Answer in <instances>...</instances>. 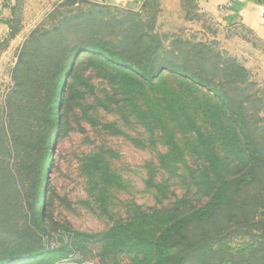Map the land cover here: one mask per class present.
Segmentation results:
<instances>
[{"label": "trees", "instance_id": "1", "mask_svg": "<svg viewBox=\"0 0 264 264\" xmlns=\"http://www.w3.org/2000/svg\"><path fill=\"white\" fill-rule=\"evenodd\" d=\"M95 16L62 17L31 33L20 48L13 85L0 101V264H51L64 235L70 252L79 246L83 252L95 237L49 214L45 175L52 138H63L73 120L121 135L98 111L121 108L123 99L128 114L147 127L149 145L160 139L165 154H179L159 159L156 169L166 178L159 173L156 182L152 172L145 187L161 194V202L172 183L184 194L166 205L158 200V210L115 220L96 240L102 250L123 247L132 256L128 264H264V90L216 43L173 36L165 46L154 31L155 16L147 25L133 14ZM165 73L177 84L174 95ZM94 77L107 85L99 93ZM130 88L137 91L135 102ZM92 146L77 162L87 198L106 214L107 192L120 178L105 143ZM233 228L248 229L239 235L251 243L226 246L220 234Z\"/></svg>", "mask_w": 264, "mask_h": 264}, {"label": "rangeland", "instance_id": "2", "mask_svg": "<svg viewBox=\"0 0 264 264\" xmlns=\"http://www.w3.org/2000/svg\"><path fill=\"white\" fill-rule=\"evenodd\" d=\"M151 2H149V7L146 10L148 14L141 16L142 21L146 25L152 23L151 19L155 15L154 4ZM186 2L188 6L192 4V0H186ZM89 11H95L96 19H102L105 16L107 20L112 17L118 19L129 15V10L118 7L89 4L81 2L80 0L76 2L71 0L64 1L46 16H41L37 20L39 23L35 28H31L30 34L53 27L62 17L77 12ZM130 11L134 14L136 13L134 10ZM19 20V17L15 18V30L20 25ZM160 35L164 39L165 46H170L173 36L183 40L189 39L190 37L189 40L192 42L216 43L209 38L204 40L198 34L184 33L182 29L172 35L163 33ZM216 44L220 48L219 44ZM18 51H20V48L16 50L15 54H19ZM93 75L94 73H92ZM167 75L165 73L163 80L167 82L170 94L174 95L178 92L175 90L177 89V84L172 76L169 77ZM91 82L97 93L104 87L103 84L106 85L104 82L101 83L96 77ZM12 85L11 78L10 88L4 91L0 90V101L10 91ZM260 89L264 90V86L260 85ZM107 90L111 91L108 87ZM130 91L135 102L137 100V91L132 88H130ZM140 104L141 101L139 100L138 105ZM126 106L127 104L123 99V107L121 108H112L109 110L99 109L98 111L99 119L104 122L115 123L120 129L121 135H115L113 133L103 135L94 130L90 125L73 120L70 126L71 131L64 135L63 138L58 140V135L52 138V159L45 175V201L49 206V214L52 215L53 220L56 222L68 226V229L87 232L92 234V236L95 235V237L85 242L84 246H86V249L83 252L78 251L82 248L80 246L76 251L70 252L64 248L68 242L67 235H64L58 243L56 242V246L59 247L60 252L49 257L48 263L128 264V259L132 256L127 254L123 250V247L117 246L114 249L116 250L115 253L102 250L101 244L96 241L100 238V233L113 226L115 220H127L128 214L132 212H150L154 208L158 210L162 204L166 205L168 201L174 200V196L179 198L184 194L175 183H172L168 188V192L171 193L167 194V198L161 202V194H156L154 189H152L153 187H145L144 181L148 180L147 176L152 172L158 173L155 178L156 182L159 179V173L166 178V172L156 169L159 159L165 157L177 159L179 154H165V147L160 139L155 138L154 144L152 146L149 145L151 135L147 127H144L136 116L129 115ZM81 128L84 129V133L80 131ZM153 133L156 137L159 132L154 130ZM97 143H105L107 148L110 149L111 157L108 159L110 167L115 175L120 178V186L109 189L107 192L109 204L106 207V214H101L96 204L90 198H87L84 192L83 177L76 157L80 153L90 150L93 147L92 145ZM188 198L192 200L196 197L193 194H189ZM155 224L158 226L157 223ZM247 231L248 229L236 231L233 228L231 233H221L220 236L223 237L222 242L232 249L245 248V245L250 244L251 240L250 238L241 237L239 234ZM259 235L260 233L257 236ZM260 241L258 239V242ZM83 243L81 242L80 244ZM232 249L231 251H233Z\"/></svg>", "mask_w": 264, "mask_h": 264}, {"label": "crops", "instance_id": "3", "mask_svg": "<svg viewBox=\"0 0 264 264\" xmlns=\"http://www.w3.org/2000/svg\"><path fill=\"white\" fill-rule=\"evenodd\" d=\"M64 1L70 0H0L1 91L11 86L18 57L15 52L21 48L31 28H35L41 16H46ZM80 1L122 8L140 18L148 14L146 10L152 1L155 33L172 35L182 29L184 33L198 34L204 40L212 39L235 57L259 86H264V0H192L190 6L186 0ZM229 2L230 5L221 10ZM16 17L20 18V25L15 30Z\"/></svg>", "mask_w": 264, "mask_h": 264}, {"label": "built area", "instance_id": "4", "mask_svg": "<svg viewBox=\"0 0 264 264\" xmlns=\"http://www.w3.org/2000/svg\"><path fill=\"white\" fill-rule=\"evenodd\" d=\"M232 1H233V0H231V2H232ZM229 5H230V2H229V3H227V5H226L225 7L221 8V10H223V9L227 8Z\"/></svg>", "mask_w": 264, "mask_h": 264}]
</instances>
